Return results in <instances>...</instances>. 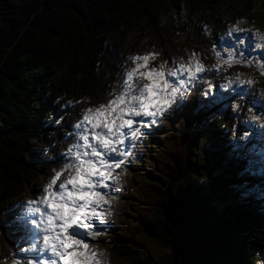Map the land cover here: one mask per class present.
I'll return each instance as SVG.
<instances>
[{
    "label": "trees",
    "instance_id": "16d2710c",
    "mask_svg": "<svg viewBox=\"0 0 264 264\" xmlns=\"http://www.w3.org/2000/svg\"><path fill=\"white\" fill-rule=\"evenodd\" d=\"M182 14L193 22L181 36ZM241 15L264 27V0H0V229L8 242L17 248L22 239L18 200L39 187L47 164L60 159L37 149L53 127L43 118L50 110L75 116L80 107L60 109L55 97L89 95L101 102L127 53L155 48L174 65L187 58L185 50L212 45L207 28L217 40ZM194 89L165 114L128 165L118 223L107 243L101 239L113 264L264 259V211L258 210L264 161L232 150L237 122L230 102L236 96L211 105L197 83ZM217 113L225 120L217 121ZM60 127L55 139L63 142L71 125ZM250 146L242 143L243 152Z\"/></svg>",
    "mask_w": 264,
    "mask_h": 264
},
{
    "label": "clouds",
    "instance_id": "9594fccd",
    "mask_svg": "<svg viewBox=\"0 0 264 264\" xmlns=\"http://www.w3.org/2000/svg\"><path fill=\"white\" fill-rule=\"evenodd\" d=\"M226 35L234 43L202 47L195 53L185 50L187 58L177 59L174 65L161 58L155 48L127 53L121 73L101 102H92L89 95L75 99L61 95L52 100L60 109L80 107L75 116L67 111L54 115L50 110L43 118L53 127L47 133V142L37 149L49 160L55 156L60 159L47 164L39 188L18 200L23 205L16 219H26L33 230L30 242L15 248L0 229V264H113L112 251L101 246V239L107 243V233L118 223L121 198L127 194L128 165L135 162L136 153L143 150L165 114L178 101L190 99L194 82L202 81L209 92L214 84L226 90L244 86L246 92L264 102V60L255 54L246 56L243 51L246 38H250L254 50H264V27L241 15L227 22ZM204 37L211 38V28ZM230 111L237 123L229 140H248L250 129L236 135L241 121L264 128V112L248 104L243 94L231 100ZM215 119L225 117L217 113ZM64 121L71 128H65L61 142L55 137L57 126L63 128ZM220 127L225 129L223 124ZM262 153L264 147L257 148L253 156ZM260 187L264 192V185ZM259 200L264 201V196ZM258 210L264 211V202H259ZM34 252L38 257L17 254ZM254 264H264V259L257 258Z\"/></svg>",
    "mask_w": 264,
    "mask_h": 264
},
{
    "label": "rangeland",
    "instance_id": "374dc122",
    "mask_svg": "<svg viewBox=\"0 0 264 264\" xmlns=\"http://www.w3.org/2000/svg\"><path fill=\"white\" fill-rule=\"evenodd\" d=\"M181 16H182V18H180L181 30H179V31H181L180 35L182 36L183 35L182 32H186L189 29V25H191L193 21L186 18L184 16V14H182ZM232 19H234V18H232ZM214 37L215 36L211 34V38L209 39L212 41L213 46L219 47L220 44H222V43L225 45L234 43V41H232L231 38L226 35V27L221 32V35L218 37L217 40H215ZM236 38L239 39V36H237ZM212 45H210V46H212ZM246 45H247V47L243 48V51L245 52L246 56L250 55V54H255V55H258L261 60H264V50H254L252 47V42H251L250 38H246ZM243 69L246 71L250 70L248 68H243ZM199 75H201V74H198V76ZM202 93L206 98H208L207 100H209V101H211V98H213L211 101V105H215L216 103L220 102L221 97H228L229 94H233L234 96H238V95L243 94L245 96L246 102L248 104L253 105L257 109V111L264 112V102H260L256 98L255 95H254L255 97L253 99H251L252 94L246 92L244 89V86H240L239 88L233 86L232 89L226 90V89H221L218 84H214V87L210 92L203 86ZM230 115L232 116L233 114L230 112ZM145 119H147V118H145ZM238 127L240 128V131L241 130H248V129L251 130L250 136H249L247 141L252 142L254 145L252 147H250L249 149H247L246 152H243L242 143L244 141H240L237 138V139L232 141V144H233L232 150L234 152H242L244 154V156L250 155V156H252L253 160H255V161H264V154L263 155L261 154L262 156H260V155L253 156V153L256 151L257 148L264 147V128H257L256 126H254L253 123L244 122V121L239 122ZM43 178L44 177H39L38 181L41 182V180ZM36 189L37 188L33 189L32 191L28 190L26 192V194H31ZM21 223H22V225H21V230H22V239L21 240L22 241L19 243L17 248L29 243L30 238L34 235L33 230L27 224L26 219H21ZM72 230H75V228ZM77 231H78V234H82V230H77ZM101 246H102V243H101ZM17 254L18 255L28 254V255H33V256L38 257V253H35V252L34 253H17ZM262 258H264V257H262Z\"/></svg>",
    "mask_w": 264,
    "mask_h": 264
},
{
    "label": "bare ground",
    "instance_id": "6f19581e",
    "mask_svg": "<svg viewBox=\"0 0 264 264\" xmlns=\"http://www.w3.org/2000/svg\"><path fill=\"white\" fill-rule=\"evenodd\" d=\"M213 92V91H212ZM214 94V93H213ZM255 96L254 95H251V99H253Z\"/></svg>",
    "mask_w": 264,
    "mask_h": 264
}]
</instances>
